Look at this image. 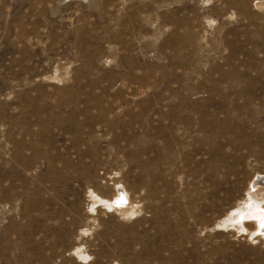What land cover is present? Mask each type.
I'll return each instance as SVG.
<instances>
[{"label": "rangeland", "instance_id": "374dc122", "mask_svg": "<svg viewBox=\"0 0 264 264\" xmlns=\"http://www.w3.org/2000/svg\"><path fill=\"white\" fill-rule=\"evenodd\" d=\"M258 174L264 0H0V264H264Z\"/></svg>", "mask_w": 264, "mask_h": 264}, {"label": "bare ground", "instance_id": "6f19581e", "mask_svg": "<svg viewBox=\"0 0 264 264\" xmlns=\"http://www.w3.org/2000/svg\"><path fill=\"white\" fill-rule=\"evenodd\" d=\"M263 175L264 174H258L255 175L253 178L247 180V184L245 186L243 196L239 200H237L238 202L237 204H235V206H232L228 210L227 214L225 215V218L223 219V222L221 221L222 223L220 222L218 224L216 222V224L217 226H224V227H226L227 226L226 224H228L231 227L229 229L231 230L230 234L231 232H234L235 233L234 236L240 235V237L242 236L243 238L247 239V241L249 242L255 241L257 243L262 242L264 244V227H261V225L264 224V177H260ZM214 188H215V184H214ZM188 197L190 201L194 200L193 199L194 197L192 196H188ZM222 197L223 196H221L218 191L211 188L208 192L203 194L201 198L202 199L205 198V200L215 199L217 201V200H222L221 199ZM174 201L172 202L174 203ZM209 203L210 202L200 201L201 210L210 209L211 205ZM111 204L113 205L112 207H114L116 211H118L122 215L131 213L132 209L130 204H128L127 196L125 197L123 194L119 195L118 193V195L114 198ZM257 243H255L254 245H256ZM254 245L252 244L250 249L259 252V247H257V245L256 246Z\"/></svg>", "mask_w": 264, "mask_h": 264}, {"label": "snow or ice", "instance_id": "6c2138e0", "mask_svg": "<svg viewBox=\"0 0 264 264\" xmlns=\"http://www.w3.org/2000/svg\"><path fill=\"white\" fill-rule=\"evenodd\" d=\"M261 227H264V224H262Z\"/></svg>", "mask_w": 264, "mask_h": 264}]
</instances>
